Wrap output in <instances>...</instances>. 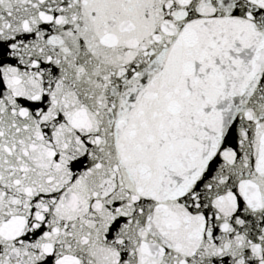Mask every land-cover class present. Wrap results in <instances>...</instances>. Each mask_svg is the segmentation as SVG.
<instances>
[{"label":"snow or ice","instance_id":"obj_1","mask_svg":"<svg viewBox=\"0 0 264 264\" xmlns=\"http://www.w3.org/2000/svg\"><path fill=\"white\" fill-rule=\"evenodd\" d=\"M0 264H264V0H0Z\"/></svg>","mask_w":264,"mask_h":264}]
</instances>
